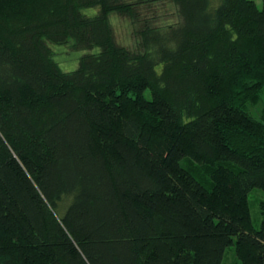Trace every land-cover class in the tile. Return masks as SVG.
Here are the masks:
<instances>
[{"label":"trees","instance_id":"16d2710c","mask_svg":"<svg viewBox=\"0 0 264 264\" xmlns=\"http://www.w3.org/2000/svg\"><path fill=\"white\" fill-rule=\"evenodd\" d=\"M262 2L0 0V264H264Z\"/></svg>","mask_w":264,"mask_h":264},{"label":"rangeland","instance_id":"374dc122","mask_svg":"<svg viewBox=\"0 0 264 264\" xmlns=\"http://www.w3.org/2000/svg\"><path fill=\"white\" fill-rule=\"evenodd\" d=\"M256 1L258 6L262 8L263 6L262 0H256ZM154 8H157L156 11H158L159 14H162L160 18L162 19V21H169L170 17L175 21V19L177 18L176 14L173 11L174 8L170 4H167L165 6H163V4L158 6L156 5ZM113 20L120 42L123 43L124 45L133 46L135 42L131 35L132 32L131 24L125 18L117 15L113 17ZM68 47L65 46L63 48L61 47L55 48L54 50H56L57 53L54 56L63 69L73 70L78 66L79 59L82 56L83 52L75 51L72 49H70L71 50L70 51L68 50ZM68 58L70 60H68ZM252 111L255 115H257L256 109H252ZM249 199H250V207H251L253 223L255 227L259 228L262 221L259 203L261 200L264 199V191L260 188H255L250 193ZM234 262H238V259L235 253V247L231 246L227 249V255L225 257L223 264H233Z\"/></svg>","mask_w":264,"mask_h":264}]
</instances>
